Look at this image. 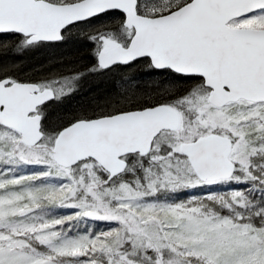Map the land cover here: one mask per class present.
<instances>
[{"label":"snow or ice","instance_id":"snow-or-ice-1","mask_svg":"<svg viewBox=\"0 0 264 264\" xmlns=\"http://www.w3.org/2000/svg\"><path fill=\"white\" fill-rule=\"evenodd\" d=\"M0 264H264V0H0Z\"/></svg>","mask_w":264,"mask_h":264},{"label":"rangeland","instance_id":"rangeland-1","mask_svg":"<svg viewBox=\"0 0 264 264\" xmlns=\"http://www.w3.org/2000/svg\"><path fill=\"white\" fill-rule=\"evenodd\" d=\"M67 51H69L70 53H62L63 50H57V49H44V50H40V51H36L33 53H29L26 56H24L22 64L24 69L27 71L29 69H35L36 67H39L41 65H47L50 61H59V60H63L65 65H69L67 63V60L73 59L74 57H76L78 52L83 51L84 49H81L79 47H66ZM61 49H65V48H61ZM64 50V51H66ZM62 54H61V53ZM59 65V64H57ZM61 67V65H60ZM63 70V69H62ZM100 79V78H99ZM101 82H94L92 89L87 90L86 87H82L83 91L81 89L80 93L75 96L73 99L65 102L63 105L60 106V111L58 110L57 113L55 114H59L61 111H65V110H70L72 103L75 102V100L77 99H82L85 96H87L88 94H90L91 91H94L95 93L91 94V98L94 97L95 100L98 99V97H103L105 94L110 93L113 91L112 87L110 85H104L106 87H104L103 85H101ZM83 85L86 86L85 83H83ZM82 85V86H83ZM102 86V88H101ZM113 88H114V84H112ZM102 90V91H101ZM94 94H96L97 96H95ZM99 95V96H98ZM61 115V114H60ZM60 211H68V210H60Z\"/></svg>","mask_w":264,"mask_h":264},{"label":"trees","instance_id":"trees-1","mask_svg":"<svg viewBox=\"0 0 264 264\" xmlns=\"http://www.w3.org/2000/svg\"><path fill=\"white\" fill-rule=\"evenodd\" d=\"M67 48L65 47V49H57V50H63V52L62 53H70L69 51H67L66 50ZM64 50H66V51H64ZM61 53V52H60ZM61 53V54H62ZM77 56L76 57H74L73 59H70V60H67V63L69 64V65H75L76 66V68L77 69H80V70H83V69H85L89 64H90V59H89V56H88V52H87V50L86 49H84L83 51H81V52H78L77 54H76ZM58 67H60V65H57ZM36 68H38V67H36ZM35 68V69H36ZM30 70H33V69H29V70H27V71H30ZM105 83V82H104ZM106 84V83H105ZM90 87H89V89H92L91 87H94L93 85H92V83H90ZM107 86V85H106ZM88 89V90H89ZM93 91H94V89H93ZM93 91H91L90 92V94H88L87 96H85L84 98H82V99H77V100H75V102L74 103H72V104H70L71 105V108H70V110H65V111H61L59 114H66V113H70V112H72V111H74V110H76L77 108H79L80 106H88L89 104H90V102H92L93 100H95V98L94 97H92L91 98V94H93V93H95V92H93ZM95 96H97L96 94H94ZM99 96V95H98ZM98 98H100V97H98ZM59 111H60V109H59Z\"/></svg>","mask_w":264,"mask_h":264},{"label":"flooded vegetation","instance_id":"flooded-vegetation-1","mask_svg":"<svg viewBox=\"0 0 264 264\" xmlns=\"http://www.w3.org/2000/svg\"><path fill=\"white\" fill-rule=\"evenodd\" d=\"M100 78V79H99ZM118 81H119V75L118 74H108V75H91V76H88L87 78H85L84 80H83V82H82V84H81V89H82V91H83V88L82 87H86V89L88 90L89 89V87L91 86L90 85V83H92V85H93V83L94 82H101L102 84L101 85H110L111 87H112V89L114 90L115 89V87L117 86V83H118ZM106 84H105V83ZM83 83H85L86 84V86L85 85H83ZM112 84H114V88H113V86H112ZM83 85V86H82ZM104 87H106V86H104ZM92 88V87H91ZM101 88H102V86H101ZM102 91V90H101Z\"/></svg>","mask_w":264,"mask_h":264}]
</instances>
